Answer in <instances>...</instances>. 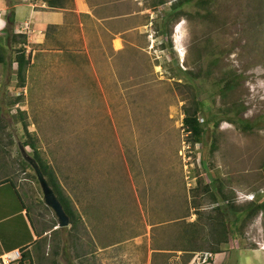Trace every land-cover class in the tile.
I'll use <instances>...</instances> for the list:
<instances>
[{
  "label": "rangeland",
  "instance_id": "obj_1",
  "mask_svg": "<svg viewBox=\"0 0 264 264\" xmlns=\"http://www.w3.org/2000/svg\"><path fill=\"white\" fill-rule=\"evenodd\" d=\"M179 1L163 0L159 7L150 6L151 0L144 1V6L150 7V13L136 17L135 30L122 37L124 42L134 44L129 51L133 54L130 59L135 60V69L134 80H128L130 87H134V95L131 89L128 95L119 97V142L111 140L114 133L110 128H98L99 147L106 154L101 165L113 170L117 177L113 176L112 185L118 182L119 188L123 189H119L118 194L119 214L116 218L110 215L115 224L106 226H111L115 242L120 244L115 249L124 251L117 264L136 263V251L140 252L141 246H135L134 240L141 238L143 248L139 260L146 262L149 244L154 251L151 264H184V255L172 250L177 247L181 234L175 222L179 217L185 222L193 221L196 217L193 206L207 211L213 202H223L220 193L217 194L210 183L213 180L215 186L218 185L222 193L231 198L235 207H244L256 195H264V22L260 25L259 19L260 13L264 14V0H208L204 7L197 6V0H192L174 9ZM4 4L5 0H0V7ZM180 11L187 16L171 17ZM206 11L212 14L207 19L197 15H205ZM0 15L1 23L5 24L7 13L2 11ZM170 19L173 20L167 24ZM164 23L166 32L161 33L159 26ZM5 28L9 30L8 24ZM3 37L0 35V43ZM149 41L152 46L144 47ZM210 60L214 65H209ZM188 72L195 75L196 80H192V75L186 74ZM12 73L9 65L0 68V110L23 141L21 123H13L12 115L18 118L16 110L5 106L7 97L13 93ZM232 77L237 82L232 91L209 97L214 91L211 82ZM193 94H199L196 97L205 101V107H209L211 113L221 117L219 110L233 109L253 128L242 131L222 120L214 131L217 142L213 151H210L208 133L202 144L191 148L186 143L182 119L184 109L191 106ZM29 100L31 110L29 106L24 117L34 124V90L29 91ZM51 115V130H61L60 115L56 112ZM67 126L68 122L64 121L63 127ZM77 129L72 125L64 131L77 132ZM76 138L71 137V140ZM0 142V178H10L18 193L28 202L26 194L32 192L30 188L26 191V186H31L33 193L34 187L40 192L29 176L33 172H22L13 136L1 134ZM60 147L59 157L52 163L55 171H61L59 180L64 195L70 199L78 216L80 208L75 186L78 183L80 145L69 142ZM7 149L8 154L5 153ZM26 151L31 155L28 147ZM99 164L96 161V165ZM146 182L151 186L152 194L149 192L146 198L147 191L144 192V208L140 209L133 203L132 185L142 186ZM9 187L13 189L11 184ZM210 192L214 193L215 200ZM137 194L141 199L142 192ZM229 244L225 252L212 256L214 262L210 264H264L263 214L248 222ZM154 247L170 250H153ZM206 257L210 256L195 253L187 264H205Z\"/></svg>",
  "mask_w": 264,
  "mask_h": 264
},
{
  "label": "crops",
  "instance_id": "obj_2",
  "mask_svg": "<svg viewBox=\"0 0 264 264\" xmlns=\"http://www.w3.org/2000/svg\"><path fill=\"white\" fill-rule=\"evenodd\" d=\"M144 1L148 0H5L0 7V12L7 13L5 24L0 21V35L4 36L1 44H7L8 31L24 34L30 58L26 83L19 92L22 103L16 107L22 106L20 110L25 112L30 106L31 110L29 91L34 90V124L27 121V131L60 185L61 171H55L52 160L59 157L60 145L69 142L80 145L75 186L80 210L73 228L71 224L58 228L51 210L43 202L40 204L41 193L37 188L34 187L33 193V188L26 186V191L30 188L32 193L27 192L25 202L16 188L13 191L9 183L0 184V259L18 250L29 255L30 264H117L124 253L115 249L120 244H116L111 229L115 224L111 217L119 214V189H123L118 182L112 185L113 176L117 177L113 170L101 165L106 154L99 147L98 128H110L114 133L111 140L119 142V97L128 95L131 89L134 95V87H130L128 80H134L135 69L129 51L134 44L124 42L122 37L135 30L136 17L150 13ZM159 1L151 0L149 5L155 6ZM7 24L9 30L5 28ZM151 43H144V47L150 48ZM10 58L8 52L5 66L12 68L14 76L15 66L9 64ZM11 83H15V76ZM52 112L60 115L59 131L50 128ZM64 121L69 128L76 125L77 132L64 131L67 128L63 127ZM96 161L100 164L96 165ZM136 186L133 183V203L143 209L144 192L147 191V198L152 189L147 182ZM215 190L220 193L218 188ZM137 192H142L141 199ZM107 225L111 226L106 228ZM134 244L141 247L140 252L136 251V263L132 264H151L154 251L149 244L146 262L139 260L142 238L135 239ZM210 259L213 263L214 258Z\"/></svg>",
  "mask_w": 264,
  "mask_h": 264
},
{
  "label": "trees",
  "instance_id": "obj_3",
  "mask_svg": "<svg viewBox=\"0 0 264 264\" xmlns=\"http://www.w3.org/2000/svg\"><path fill=\"white\" fill-rule=\"evenodd\" d=\"M191 1L192 0H181L177 2L173 8L174 9L179 7L181 8L184 4H188ZM163 3H164L163 0H161L155 6H157L158 4L162 5ZM195 3L197 6L204 7L208 5V0H197ZM260 14H261L259 16L260 25H262L264 22V14L263 13ZM197 15L201 16L202 18L206 17L207 19L212 14L210 11H206L205 15H201L199 13H197ZM180 16L185 17L187 15L181 12L171 17L175 19L176 17H180ZM173 19L167 20V24H169ZM11 21L12 19H10V22ZM159 32L161 33L166 32V23H164L162 26H159ZM8 34L9 35H8L7 44L3 45L0 43V66H5L8 64L6 59V52L8 48L9 52L11 53L9 64L10 65L14 64L15 66L14 76L16 80L12 87V91L13 93L15 92L19 93L22 91V89L25 86L26 73L30 64V58L29 55L26 54V49H25L26 36L21 33H13L12 30L8 31ZM198 58L201 59L200 54L198 55ZM211 64L214 65V61L210 60L209 65ZM186 74L192 75L189 72ZM190 75L188 79H190ZM196 78L197 77H195V75L191 76L192 80H196ZM236 83L237 82L233 77L227 80L221 78L216 80L215 82H211V86L212 88H214V91L209 93V97L212 98V96L215 93L224 95L223 94L224 92L232 91L233 88L236 86ZM189 86H191V84ZM196 96L199 97V94L198 95L193 94V100L191 101V106L190 108L184 109V114H183L184 117L182 119V129L186 135V143L191 148L197 144H202L204 140V136L208 133L211 138L210 151H213L216 148V142H217L214 131L222 120L236 125V127L242 131L245 130L250 131L253 128V125L250 122L239 118L238 117L239 113L233 112L232 111L233 109L228 108L224 111L219 110L223 115L221 117L217 116V114L215 113H211L210 108L205 107V101L203 99L197 98ZM21 103H22V95L19 93V95L17 96L10 95L9 97H7L5 106L9 110H12L16 106H19ZM16 114H18V118L12 115V118L14 119L13 123L15 125L18 122L21 123V128L24 131V136L23 135L21 136V138L23 139L22 141L23 146L25 147V149L28 147L31 150L30 152L31 156L37 162L41 172L43 173L50 187H52V189L54 190L65 213L70 217V224L72 225V228L75 227L77 223V216L75 215L70 200L64 195L63 189L59 184L54 174V171L52 170L51 166L48 165L41 158L40 153L37 149V145L34 141V138L27 131V121L25 120L24 117L25 113L20 109H16ZM22 116L24 117V119ZM200 117H203V119H200ZM1 134H5L7 137L10 138L13 136L11 131L9 130V126L8 123L6 122V119L3 117V112L0 110V135ZM11 143L12 142H10L9 145ZM5 153L8 154V149L5 151ZM17 155L19 158V165L21 167L22 172L31 170L29 165L25 163L21 158L19 152H17ZM262 169L264 170V162L262 165ZM29 176L36 183V185H38L37 180L33 175V173H30ZM215 182L216 181L213 180L210 183L212 184L214 189L218 188V190H220V196L222 197L223 202L222 203L213 202L212 207L207 211L200 210L198 206H193L192 207L194 210L193 215L196 216L193 221L185 222L184 220L182 221V219L184 218L179 217L178 220H176L175 222L176 223L175 225L178 226L181 234L178 239L177 247H175V249L172 250L182 252V254L184 255L183 257L186 258L184 264H187L190 261L192 255H194L195 253L203 252L205 254L210 255L211 257L225 252L230 245L229 244L230 241L236 238L237 233H241L243 227H245L248 224V222H252L253 219L260 213H262L264 216V195L262 196L259 194L256 195L255 198L244 207H235L231 198L223 194L221 188L218 185L215 186ZM4 183L11 184L13 190H15L14 184L10 178L6 177L0 179V184H4ZM207 189L208 187L205 190ZM210 196L212 197L213 200H215V196L213 192H210ZM39 202L40 204H42V201L40 199ZM153 250L165 251L170 249L164 247L162 248L154 247ZM210 257H206L204 263H212ZM16 262L17 264H30L31 260L26 252H22V253L20 252V259Z\"/></svg>",
  "mask_w": 264,
  "mask_h": 264
},
{
  "label": "water",
  "instance_id": "obj_4",
  "mask_svg": "<svg viewBox=\"0 0 264 264\" xmlns=\"http://www.w3.org/2000/svg\"><path fill=\"white\" fill-rule=\"evenodd\" d=\"M9 129L13 135L15 144L17 146L18 152L25 163L29 165L31 168L33 175L35 176L38 186L40 188L41 199L43 204L51 210L58 228L69 227L70 225V217L65 213L60 201L58 200L54 190L48 184L46 178L40 170L37 162L34 158L28 154L25 147L22 144L20 136L16 129L8 123Z\"/></svg>",
  "mask_w": 264,
  "mask_h": 264
},
{
  "label": "built area",
  "instance_id": "obj_5",
  "mask_svg": "<svg viewBox=\"0 0 264 264\" xmlns=\"http://www.w3.org/2000/svg\"><path fill=\"white\" fill-rule=\"evenodd\" d=\"M19 259H20V252L18 250H15V251L4 254L1 257L0 262L1 264H10L12 262L18 261Z\"/></svg>",
  "mask_w": 264,
  "mask_h": 264
},
{
  "label": "bare ground",
  "instance_id": "obj_6",
  "mask_svg": "<svg viewBox=\"0 0 264 264\" xmlns=\"http://www.w3.org/2000/svg\"><path fill=\"white\" fill-rule=\"evenodd\" d=\"M178 30H177V28H176V32H177ZM175 38H178V36H176Z\"/></svg>",
  "mask_w": 264,
  "mask_h": 264
}]
</instances>
